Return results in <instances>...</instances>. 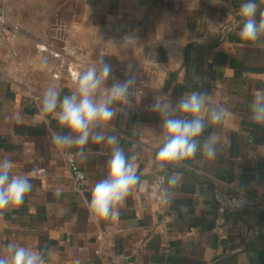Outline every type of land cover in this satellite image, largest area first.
Masks as SVG:
<instances>
[{"label":"crops","instance_id":"1","mask_svg":"<svg viewBox=\"0 0 264 264\" xmlns=\"http://www.w3.org/2000/svg\"><path fill=\"white\" fill-rule=\"evenodd\" d=\"M63 1L55 10L17 9L13 63L0 62V159L14 161L13 173L33 186L21 206L0 215V255L15 242L43 251L47 264H264V125L250 118L264 91V39L240 38L245 0ZM255 2L264 7V0ZM40 40L55 50H83L79 73L104 56L117 77L131 61L145 82L144 96L106 125V135L118 137L148 182L127 197L118 219L97 224L88 207L107 175L111 146L90 141L78 157L77 149L52 142L53 132L66 130L41 112L42 94L49 86L70 94L77 80L66 71L53 80L57 61L37 55ZM191 91L207 92L226 116L204 133L217 136L214 159L198 152L171 169L182 175L165 204L157 194L168 187L167 177L155 171L163 129L149 106ZM75 168L85 177L81 189ZM215 186L243 189L253 202L218 214Z\"/></svg>","mask_w":264,"mask_h":264},{"label":"clouds","instance_id":"2","mask_svg":"<svg viewBox=\"0 0 264 264\" xmlns=\"http://www.w3.org/2000/svg\"><path fill=\"white\" fill-rule=\"evenodd\" d=\"M215 2L219 4L222 0ZM238 14L242 23L239 32L242 41L255 44L264 39V7L255 0H245L240 4ZM123 77H117L112 64L101 56L98 64H91L78 74L76 88L70 94L61 96L58 87L49 86L41 98V112L54 115L58 127L66 130L52 134V142L58 148H75L76 156L85 157V148L90 141L106 142L111 146L107 175L95 184L88 204L97 224L118 219L120 208L133 190H146L148 186L138 174L139 164L135 157L129 158L119 147L116 135H106L107 123L117 112L124 111L140 83L133 62L126 64ZM113 105L124 107L114 108ZM149 107L159 117L163 129L162 143L155 156V171L167 177L168 187L162 188L160 193L162 203L167 204L169 189L178 185L182 175L171 169L193 159L198 152L208 159L215 158L217 136L212 132L204 137V133L209 126L222 124L226 109L213 104L210 95L200 91L185 93L175 101L154 99ZM250 118L254 123L264 125V91L253 100ZM14 167L11 159H0V215L10 207L21 206L33 187L28 176L13 173ZM243 191L239 198L240 207L247 200ZM0 264H47V259L43 251L13 242L6 245V254L0 255ZM73 264H80L79 259Z\"/></svg>","mask_w":264,"mask_h":264},{"label":"built area","instance_id":"3","mask_svg":"<svg viewBox=\"0 0 264 264\" xmlns=\"http://www.w3.org/2000/svg\"><path fill=\"white\" fill-rule=\"evenodd\" d=\"M20 32L19 27L9 15L7 0H0V62L7 61L13 63L12 51L14 49L12 40L18 37ZM36 52L39 57L49 56L56 58V65L52 70V78L55 82L59 81L63 71H66L73 80H77L79 74V63L86 60V54L83 50L78 49L74 45L67 46L61 50H55L43 40L36 42ZM138 87L133 91L129 102L137 101L144 96L146 91L145 82L139 79ZM75 172V188L81 189L85 180L84 174L79 169H74ZM241 190L225 191L219 186L212 189V197L215 203L216 213L229 214L239 210V198ZM247 197L245 205L251 204L253 199ZM158 199L161 198L157 194Z\"/></svg>","mask_w":264,"mask_h":264},{"label":"rangeland","instance_id":"4","mask_svg":"<svg viewBox=\"0 0 264 264\" xmlns=\"http://www.w3.org/2000/svg\"><path fill=\"white\" fill-rule=\"evenodd\" d=\"M65 3L63 0H7L11 18H13L17 9L48 11L59 9Z\"/></svg>","mask_w":264,"mask_h":264}]
</instances>
